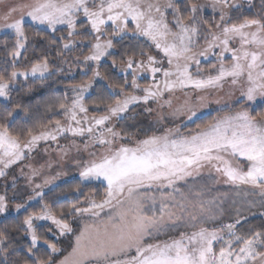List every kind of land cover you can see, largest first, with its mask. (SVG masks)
I'll list each match as a JSON object with an SVG mask.
<instances>
[{
  "label": "snow or ice",
  "instance_id": "obj_1",
  "mask_svg": "<svg viewBox=\"0 0 264 264\" xmlns=\"http://www.w3.org/2000/svg\"><path fill=\"white\" fill-rule=\"evenodd\" d=\"M244 2L0 0L3 101L81 75L35 111L0 104V216L23 215L0 264H264V227L244 230L264 209V0Z\"/></svg>",
  "mask_w": 264,
  "mask_h": 264
},
{
  "label": "trees",
  "instance_id": "obj_2",
  "mask_svg": "<svg viewBox=\"0 0 264 264\" xmlns=\"http://www.w3.org/2000/svg\"><path fill=\"white\" fill-rule=\"evenodd\" d=\"M257 5L256 8H254L251 12V14H255L259 10V0L255 2ZM10 39V36H3L0 37V39ZM81 79V75L79 73V70L76 71L74 77L73 76H65V75H57L53 77L50 81H48L43 87H38L33 93L27 94L25 93L20 85H17V91L13 92L12 100L11 101H2L0 100V104H16L20 103L26 107L32 106L33 111H35V105L38 101L46 100L51 96H62L65 88L72 84V83H79ZM23 83V82H22ZM27 85H25L26 87ZM40 113H43V108L40 109ZM21 119H27L23 117V113L18 114ZM74 179L67 180L66 182H63L59 184L61 187L56 190V193H59L61 189L64 190L66 195H72V193L68 192V189L71 187V184L74 183ZM48 193L47 199H49V202H54L57 198L55 193H51L49 191L45 192ZM60 199H64L63 196L59 197ZM253 211V210H252ZM250 215V214H249ZM228 218V217H227ZM23 215H20L17 219L16 215H9L0 220V228H2L5 224H13V223H19L22 221ZM250 227L254 228H262L264 227V217L261 216H255L250 217L247 222H245L244 230H247ZM13 243L19 242L20 246L26 245L29 241L25 237L24 233H16L13 232Z\"/></svg>",
  "mask_w": 264,
  "mask_h": 264
},
{
  "label": "rangeland",
  "instance_id": "obj_3",
  "mask_svg": "<svg viewBox=\"0 0 264 264\" xmlns=\"http://www.w3.org/2000/svg\"><path fill=\"white\" fill-rule=\"evenodd\" d=\"M256 1H258V0H254V3H255ZM240 2H241V3H244V12H245V14H249V10H248L247 5H246V3L244 2V0H240ZM252 10H253V9H252ZM252 10H251V12H252ZM3 36H7V35L4 34V33H0V37H3ZM9 36H10V34H9ZM77 70H78V69H75V70H74V73H76ZM0 100H2V98H0ZM2 101H3V100H2ZM74 177H77V173H76V171H75L74 169H70V170H69V175H68L67 177H64V178H62L61 180L57 181L56 183H57V184H61V183L65 182V181H67V180H71V179H73ZM77 178H78V177H77ZM2 183H3V181H0V184H2ZM22 186H23V182L21 181V187H22ZM218 187H220L221 191H225V190H226V186L220 185V186H218ZM44 191L47 192V191H49V189H48V188H45ZM0 194H3L2 191H0ZM8 195H9V197H11V196H12V192L9 191ZM12 207H13V206L10 205V209H11ZM260 211H264V209H261V208L259 207V205H257L256 208L253 209V212H256L257 214L253 216V215H251V213H249V214H250V215L248 214L249 218H250V217H255V216H260V215H259V212H260ZM9 215H16V213H15L14 211H10L9 214H7V216H9ZM4 217H5V216H0V220H1L2 218H4ZM224 222H225V223L231 222V221H230V218L225 217V218H224Z\"/></svg>",
  "mask_w": 264,
  "mask_h": 264
}]
</instances>
